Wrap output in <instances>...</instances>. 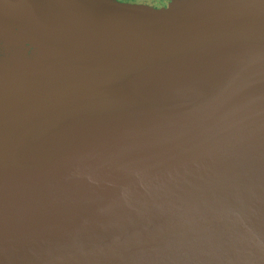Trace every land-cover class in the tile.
Instances as JSON below:
<instances>
[{"label": "water", "instance_id": "95a60500", "mask_svg": "<svg viewBox=\"0 0 264 264\" xmlns=\"http://www.w3.org/2000/svg\"><path fill=\"white\" fill-rule=\"evenodd\" d=\"M0 264H264V0H0Z\"/></svg>", "mask_w": 264, "mask_h": 264}, {"label": "rangeland", "instance_id": "374dc122", "mask_svg": "<svg viewBox=\"0 0 264 264\" xmlns=\"http://www.w3.org/2000/svg\"><path fill=\"white\" fill-rule=\"evenodd\" d=\"M119 2L131 3V4H143L155 9L167 8L170 0H117Z\"/></svg>", "mask_w": 264, "mask_h": 264}]
</instances>
